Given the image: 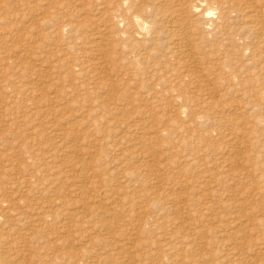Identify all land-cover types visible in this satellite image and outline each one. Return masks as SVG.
<instances>
[{"label": "rangeland", "instance_id": "374dc122", "mask_svg": "<svg viewBox=\"0 0 264 264\" xmlns=\"http://www.w3.org/2000/svg\"><path fill=\"white\" fill-rule=\"evenodd\" d=\"M123 1L125 0H0V55L3 57H0V105L4 106H0V128L10 124L0 131V157L1 154H11L12 151L13 154H9V157L16 160V164H20L21 160L26 161L12 167L5 160H0L2 166L6 165L5 169L0 166V188H6L0 189V198L3 197V191L7 192L4 195L11 191L17 193L18 197L27 196V190L24 191L27 188H18L9 182L12 179H7L11 177L9 173L13 172L7 171V168L10 170L9 167L14 170L21 168L23 175L40 167L43 170L42 179L43 176L48 178V174L54 176L51 173L57 174V168H60L62 174L56 177L55 183L62 185L61 188L67 183L68 187L73 181L72 187L78 189L82 180L97 179L92 169L83 166L89 163L94 169L103 170L99 176L107 180L109 191L119 194V197L128 192L130 194L127 195L130 200L128 203L125 201L126 204L122 206L129 210L128 213L123 209L124 215L121 212L114 214L110 209L107 211L106 207L109 205H106L104 212L89 215L96 225L103 220L109 227V223L120 221L119 224H110L113 226L108 228L110 231L107 229L105 237L109 233V240L114 237L124 243L125 247H120L123 252L121 264H264V0H192L195 4L201 2L204 10L205 7L210 8L208 17L202 11L200 16H197V12L191 13L188 10L191 4L188 0H126L127 6L120 11L118 5ZM243 4L259 6L262 10L260 16L254 17L260 23L258 28H237L242 17L236 9ZM150 6L155 7L152 15L150 11H146V7ZM169 10H174V14L170 15ZM221 11L228 16L230 24L225 20L222 24L219 22ZM124 12L127 15L137 13L147 22L152 34L150 45L139 47L138 42L129 38L132 27L128 23L117 25L116 15H123ZM162 16L164 20L160 19ZM170 19L190 23L193 29V47L189 44L191 53L189 49L184 51L181 40H174L179 37V32L175 35L174 28L167 22ZM106 26L118 30L117 34H120L111 37L110 49H113L109 53H106L105 47L100 51L92 47L95 32L99 30L106 36L103 29ZM219 26L230 36L223 43L216 33L213 34ZM158 32L164 34L157 35ZM103 52L107 55V60ZM68 53L73 55L69 56ZM4 57H8L7 60ZM78 58L80 59L77 60ZM60 60L63 62H59ZM85 61L88 62L87 65ZM57 77L58 81L60 79L59 83ZM17 80H21L20 83ZM13 85L16 89L23 87L18 88L21 90L19 92ZM58 95H63L62 101L59 100L57 106L51 105L53 102L50 99H58ZM2 98H5V102ZM37 101L41 104L40 108ZM31 102L35 104L32 105ZM63 109L69 111L65 113ZM2 112L6 114L3 115ZM7 115L9 120L5 119ZM47 115L49 117L45 118ZM62 121L63 124L59 125ZM56 125L60 128H56ZM49 127L50 130L53 128L52 131ZM67 130L78 137H73L75 142L72 138L66 140L70 145L65 141L61 146L62 140L58 134L62 135ZM57 143L61 146L57 150L61 152L57 151L58 157L52 162L47 156ZM48 145L53 148L50 150ZM72 145L83 148L79 151L80 154L73 151ZM66 148L69 150L65 151ZM43 156L48 163L42 160ZM238 157L244 160L239 163ZM62 159L69 162H62ZM74 159V165H67ZM77 159L80 161H76ZM31 161L35 163L31 164ZM117 161L119 165L115 164ZM59 163L65 164L61 166ZM43 167L49 170L45 171ZM50 169L55 171L51 172ZM62 169L68 171L64 172ZM87 174L92 176L88 177ZM6 185L11 186L9 188ZM111 186L113 189L118 187L117 192L116 189L111 190ZM65 191L70 192L68 189ZM90 193L104 196V191L97 184ZM34 195L36 197V193ZM54 197L55 195L49 196ZM63 198L76 201L79 196L69 197L68 194ZM8 199L4 202L2 214L6 212L7 215L10 211L9 215H12L13 209L8 207L12 205L11 202L16 201L15 198ZM36 200L38 198L31 201ZM79 203L80 201L77 202ZM131 207L133 211L130 210ZM174 207L177 209H171ZM76 208L80 212L77 209L73 211H77L78 215L87 211L81 206ZM166 208L171 210L166 212ZM76 218L66 219V222L69 220L72 227L78 223L79 226H76L77 229L80 227L79 232L86 230L84 233H89L92 236L89 240L92 241L95 237L93 222H90V227L88 223ZM5 219L6 217L0 220ZM156 221L161 224L156 225ZM60 223L56 221L54 227ZM114 225L119 226L117 228ZM58 229L60 228H56ZM132 236L135 241L133 248L132 243L130 244ZM126 238L129 243L125 241ZM58 241L53 238L49 242L51 246H56L57 252L65 250V246ZM79 243L80 241L74 246L79 247ZM27 249L32 255L43 254L37 242L30 243ZM129 255H134L135 261L126 257Z\"/></svg>", "mask_w": 264, "mask_h": 264}, {"label": "bare ground", "instance_id": "6f19581e", "mask_svg": "<svg viewBox=\"0 0 264 264\" xmlns=\"http://www.w3.org/2000/svg\"><path fill=\"white\" fill-rule=\"evenodd\" d=\"M197 1V0H196ZM199 1V0H198ZM204 1V0H203ZM188 2H190L191 4H189V6H188V10L189 11H191V13L193 12H197V14H199V15H197V16H200L201 15V11H202V13L206 16V17H208L209 16V14L211 13V10H210V8H206L205 7V10H204V7L202 6V4H201V2L200 3H198V2H196L197 4H195V1L193 2L192 0H188ZM79 2L77 1V4H78ZM127 3H126V0L125 1H123V2H121L118 6L120 7V11H123L124 9H125V7L127 6L126 5ZM201 6L203 7V10H202V8H201ZM154 6H150V7H146V11H150V14L152 15L153 14V12H154ZM212 9H214L215 10V8H212ZM120 11H118V12H120ZM236 11H237V13H239V16L240 17H242L241 19V22L238 24V26H237V28L239 29V30H243V29H245V28H254V27H256V28H258V26H259V22L257 21V20H255L254 19V17L255 16H260L262 13H261V9H260V7L259 6H249V5H247V4H243L242 6H240L239 8H237L236 9ZM76 12V11H75ZM169 12L171 13L170 15H173L174 14V10H169ZM169 12H166V13H168L169 14ZM78 14H80V12H77ZM126 12H124V14L123 15H116L117 16V25L119 24V25H123L124 23H128L131 27H132V29L133 30H131V32L129 31V38L130 39H132L133 41H136V42H138L139 43V47L140 46H142V47H144V46H147V45H150L151 43H152V38H151V36H152V34H151V31L149 30V28H148V25H147V22L139 15V14H137V13H133V14H131V15H127V14H125ZM165 15V14H164ZM14 16H17V14L16 15H14ZM169 16V15H168ZM203 17V16H202ZM160 18V17H159ZM169 18H171L170 16H169ZM160 19H163L164 20V18H163V16H162V18H160ZM166 20V19H165ZM210 20V19H209ZM227 21L229 24H230V20L228 19V16L225 14V12H223V11H221V19L219 20V22L222 24V22L223 21ZM204 21V20H203ZM151 22H152V20H151ZM155 22V21H154ZM167 22L168 23H170L169 25L171 26V28H174V31H175V35H176V33H177V31L179 32V37H177L176 39H174V40H177V41H179V40H181L183 43H184V47H185V49H184V51L186 52V51H188V49H189V44L193 47V45H192V35H193V29L190 27V23L189 22H182V21H177L176 19H170V20H167ZM205 22V21H204ZM234 22V21H233ZM233 22H231V24H233ZM156 23V22H155ZM154 23V24H155ZM161 23V22H160ZM205 24V23H204ZM207 24H209V23H206V25ZM71 25V24H70ZM133 25V26H132ZM161 25V24H160ZM66 26V25H65ZM67 26H69V25H67ZM66 26V27H67ZM71 29H73V27H70ZM76 28H78V27H76ZM148 28V29H147ZM103 29L105 30V34H106V36H103L102 34H103V32H100L99 30H97L96 32H95V36H94V41H93V43H92V47H93V49L94 50H101L102 48L104 49V47H105V50H106V53H109L110 52V50L111 49H113V48H111L110 49V44L112 45V43H111V37H113V36H116V35H120V34H117V31L116 30H112V28H110V27H103ZM124 30V29H123ZM216 31H213V34H217V37H219V39H220V41H222V43L223 42H225V41H227V40H229V38H230V36H229V33H227V32H223L222 30V27H220L219 26V29L218 28H216L215 29ZM125 31V30H124ZM122 34H124V32H121ZM93 34V33H92ZM126 34V33H125ZM151 34V35H150ZM160 34H164V32H158V34L157 35H160ZM118 37V36H117ZM73 44H75V43H73ZM72 44V45H73ZM71 45V44H70ZM69 45V46H70ZM68 46V45H67ZM142 47H141V49H142ZM149 48H150V46H149ZM148 48V49H149ZM73 49V48H72ZM93 50V51H94ZM144 50V49H143ZM62 51V50H61ZM60 51V52H61ZM63 51H64V49H63ZM68 51V50H67ZM66 51V52H67ZM98 51V52H99ZM191 49H189V53H191ZM97 52V51H96ZM65 53V52H64ZM2 54V53H1ZM62 54V53H61ZM69 54V56L71 55H73V54H70V53H68ZM99 54V53H98ZM103 54H104V57H105V59L107 60V55L103 52ZM4 56H6L5 54H3ZM67 55V54H66ZM78 55H80V54H78ZM100 55V54H99ZM62 56V55H61ZM65 56V55H64ZM77 56V55H76ZM81 56V55H80ZM0 57H1V55H0ZM63 57V56H62ZM78 57V56H77ZM3 57H1V59H2ZM8 58V57H7ZM7 58H5L4 57V59H6L7 60ZM59 58H60V56H59ZM64 58V57H63ZM66 58H69V57H66ZM70 58H72V57H70ZM69 58V59H70ZM54 59V58H53ZM56 59V58H55ZM73 59V58H72ZM75 59V58H74ZM80 58H78L77 60H79ZM99 59V58H98ZM102 58L100 57V60H101ZM62 60V59H61ZM59 61V62H63L64 61V59H63V61ZM86 60V59H85ZM49 61V60H48ZM57 61H58V59H57ZM65 61H66V59H65ZM68 61H70V60H68ZM45 62V61H44ZM72 62H73V60H72ZM75 62V61H74ZM73 62V63H74ZM77 62V61H76ZM85 62H87V61H85ZM90 62V61H89ZM103 62V61H102ZM106 62V61H105ZM57 62H55V64H56ZM70 63V62H69ZM69 63H67V64H69ZM73 63H71L72 64V66H73ZM78 64H79V62H77ZM101 63V62H100ZM5 64V63H4ZM45 64V63H44ZM82 64V63H81ZM86 65L88 64V62L87 63H85ZM89 64H92V63H89ZM53 65H54V63H53ZM59 65V64H58ZM66 65V64H65ZM74 65H75V63H74ZM84 65V64H83ZM100 65H102V63L100 64ZM105 65H107V64H105ZM105 65H103V67L105 66ZM48 66V65H47ZM49 66H51V65H49ZM48 66V67H49ZM55 66V65H54ZM60 66V65H59ZM71 66V65H70ZM85 66V65H84ZM0 67H1V65H0ZM27 67V66H26ZM25 67V68H26ZM52 67V66H51ZM75 67V66H74ZM80 67H82V66H80ZM80 67H78V68H80ZM93 67V66H92ZM91 67V68H92ZM98 67V66H97ZM108 67V66H107ZM24 68V67H23ZM57 68V67H56ZM85 68H86V66H85ZM84 68V69H85ZM88 68H89V66H88ZM101 68V67H100ZM105 68H106V66H105ZM52 69V68H51ZM93 69V68H92ZM92 69H90V70H92ZM96 69V68H95ZM95 69H94V71H95ZM27 70V69H26ZM68 70V69H67ZM81 70V69H80ZM101 70V69H100ZM107 70V69H106ZM22 71V70H21ZM25 71V70H24ZM45 71V70H44ZM84 71V70H83ZM83 71H81V72H83ZM105 71V70H104ZM77 72H80V71H77ZM80 72V73H81ZM106 72V71H105ZM102 73V72H101ZM110 73V72H109ZM97 74V73H96ZM95 74V75H96ZM3 75H5V74H3ZM102 75H104V74H102ZM12 76V75H11ZM66 77H67V75H65ZM97 76H98V74H97ZM101 76V75H100ZM19 77V76H18ZM21 77H24V76H21ZM52 77H54V75L52 76ZM59 77V76H58ZM58 77H57V81H58ZM70 77V76H69ZM3 78H5V77H3ZM11 78V77H10ZM12 78H13V76H12ZM60 78V77H59ZM14 79V78H13ZM12 79V80H13ZM20 79V78H19ZM25 79V78H24ZM65 79H67V78H65ZM69 80L71 79V78H68ZM15 80H16V78H15ZM22 80V79H21ZM20 80V81H21ZM25 80H27V78L25 79ZM51 80V79H50ZM49 80V81H50ZM55 80H56V78H55ZM17 81H19V80H17ZM20 81H19V83H20ZM53 81V80H52ZM59 81H60V79H59ZM59 81H58V83H59ZM62 81V80H61ZM64 81V80H63ZM13 82V81H12ZM68 82V81H67ZM67 82H65L66 84H68ZM70 82V81H69ZM6 83V85H9V84H7V82H5ZM22 83H25V82H22ZM29 83V82H28ZM28 83H27V86H28ZM54 83H56V82H54ZM14 84V83H13ZM64 84V83H63ZM4 85V84H3ZM19 85V84H18ZM23 85H25V84H23ZM14 87H15V85H13ZM26 86V85H25ZM20 87V86H19ZM18 87V88H19ZM23 86H21L20 88H22ZM45 87V86H44ZM44 87H42V88H44ZM10 89H11V87H9ZM17 88V89H18ZM14 89H16V87L14 88ZM16 89V90H17ZM25 89H26V87H25ZM24 89V90H25ZM30 89V88H29ZM29 89H27V90H29ZM31 90V89H30ZM29 90V91H30ZM41 90V89H40ZM44 90V89H43ZM13 91V90H12ZM17 91H21L20 89H18ZM32 91V90H31ZM16 92V91H15ZM18 92V93H19ZM28 92V91H27ZM33 92V91H32ZM56 92H58V91H56ZM60 92V91H59ZM25 93V92H24ZM54 93V92H53ZM10 94H12L11 92H10ZM21 94H23V92L21 93ZM20 94V95H21ZM29 95H31V93H28ZM34 94H37V93H34ZM40 94H42V93H40ZM47 94V93H46ZM46 94H45V96H46ZM57 94H59V93H56V95ZM19 95V96H20ZM43 95V94H42ZM148 95V94H147ZM13 96V95H12ZM14 96H16V95H14ZM35 96H37V95H35ZM34 96V97H35ZM17 97V96H16ZM41 97V96H40ZM39 97V98H40ZM58 99H50V101L51 102H53V104H51V105H56L57 106V104H58V102H59V100H61L62 101V97H63V95L62 96H59L58 95ZM23 98V97H22ZM53 98V97H52ZM1 99V98H0ZM5 99V98H4ZM3 98H2V100H4ZM12 99H13V97H12ZM20 99H21V97H20ZM36 99V98H35ZM38 99V98H37ZM41 99H43L42 97H41ZM46 99H47V96H46ZM22 100V99H21ZM19 101V100H18ZM31 101V100H30ZM32 101H34V100H32ZM44 101V100H43ZM48 101H49V98H48ZM49 101V102H50ZM4 102H5V100H4ZM7 102V101H6ZM9 102H11V101H9ZM16 102V101H15ZM35 102V101H34ZM48 102V103H49ZM70 102V101H69ZM69 102H68V104H69ZM13 103V102H12ZM30 103V102H29ZM32 103V102H31ZM37 103L39 104L40 102L39 101H37ZM36 103V104H37ZM43 103H45V102H43ZM63 103V102H62ZM67 103V102H66ZM3 104H5V103H3ZM14 104V103H13ZM16 104V103H15ZM17 104H19V102L17 103ZM22 104H23V100H22ZM35 104V103H34ZM33 103H32V105H34ZM37 104V106H39V108H40V106H41V104H39L38 105ZM68 104H66L67 106H69ZM11 105V104H10ZM9 105V106H10ZM21 105V104H20ZM31 105V106H32ZM48 105H50V103L48 104ZM62 105V104H61ZM0 106H3L2 104L0 105ZM6 106H7V104H6ZM5 106V107H6ZM8 106V107H9ZM63 106H65V105H63ZM67 106H66V108H67ZM71 106V105H70ZM4 107V106H3ZM2 107V108H3ZM7 107V108H8ZM11 107H13L14 108V106H11ZM33 107V106H32ZM31 107V108H32ZM48 107V106H47ZM51 107V106H50ZM49 107V108H50ZM53 107V106H52ZM59 107V106H58ZM37 108V107H36ZM35 108V109H36ZM49 108H46V109H49ZM55 108V107H54ZM60 108H61V106H60ZM59 108V109H60ZM66 108H64V109H66ZM90 108H92V106L90 107ZM9 109H11V108H9ZM16 109V108H15ZM42 109V108H41ZM44 109V108H43ZM62 109V108H61ZM63 109V111L65 112V111H67V110H64ZM88 109V108H87ZM94 109V111L96 112V110H95V108H93ZM29 110V109H28ZM30 110H32V109H30ZM29 110V111H30ZM45 110V109H44ZM43 110V111H44ZM52 110V109H51ZM56 110V109H55ZM58 110V109H57ZM7 111V110H6ZM33 111V110H32ZM37 112H38V109L36 110ZM42 111V112H43ZM69 111V110H68ZM67 111V112H68ZM40 112V111H39ZM51 112V111H50ZM49 112V113H50ZM87 112V111H86ZM90 112V111H89ZM89 112H88V114H89ZM31 113V112H30ZM34 113V112H33ZM66 113V112H65ZM97 113H98V111H97ZM0 114H1V112H0ZM2 114H3V112H2ZM4 114H6L5 112H4ZM3 114V115H4ZM8 114V113H7ZM32 114V113H31ZM41 113H39V115H40ZM47 114H48V112H47ZM53 114V113H52ZM51 114V115H52ZM59 114V113H58ZM60 114H62V113H60ZM91 114V113H90ZM15 115V114H14ZM45 115V114H44ZM49 115V114H48ZM47 115V117L46 116H44L45 118H48L49 116ZM63 115H65L64 113H63ZM95 115H96V113H95ZM10 116H11V114H10ZM18 116V115H17ZM41 116V115H40ZM8 118V115L7 116H5V119H7ZM15 117V116H14ZM14 117H12V119H14ZM21 117H23V115L21 116ZM21 117H20V119H21ZM30 117V116H29ZM43 117V116H42ZM57 116H55V119H57L56 118ZM62 117V116H61ZM68 117H70V116H68ZM60 118V117H59ZM63 118V117H62ZM66 118H67V116H66ZM104 118V117H103ZM17 119H19V117H17ZM23 119V118H22ZM27 119H29V118H27ZM35 119V118H34ZM33 119V120H34ZM43 119V118H42ZM51 119V118H50ZM52 119L54 120V118H53V116H52ZM64 119V121L66 120L65 118H63ZM7 120H9V119H7ZM36 120V119H35ZM39 120V119H38ZM38 120H37V122H38ZM44 120V119H43ZM42 120V121H43ZM60 120H61V118H60ZM73 120V119H72ZM106 120V119H105ZM30 121H31V119H30ZM46 122L48 121V120H45ZM58 121H59V119H58ZM71 121V120H70ZM37 122L35 123V124H37ZM40 122V121H39ZM49 122V121H48ZM47 122V123H48ZM51 122V121H50ZM50 122L48 123V124H50ZM61 122V121H60ZM69 122V121H68ZM44 123V122H43ZM52 124H53V122H51ZM64 123H66V122H64ZM14 124V123H13ZM12 124V125H13ZM40 124V123H39ZM45 124V123H44ZM51 124V125H52ZM61 124H63V121H62V123H60L59 125H61ZM69 124V123H68ZM33 126H34V124H32ZM38 125V124H37ZM54 125V124H53ZM65 125V124H64ZM2 126V125H1ZM10 126V124L9 125H3V127H9ZM2 127V128H3ZM12 127V126H11ZM41 127V126H40ZM51 127V126H50ZM50 127H49V130H50ZM62 127V126H61ZM2 128H0V131H2L1 129ZM38 128V127H37ZM36 128V129H37ZM44 128V127H43ZM46 128V127H45ZM53 128H55V126L53 127ZM53 128H51V130L50 131H52V129ZM56 128H60L59 126L57 127V125H56ZM66 128L68 129V127H67V123H66ZM9 129V128H8ZM40 129V128H39ZM72 129V128H71ZM30 130H31V128H30ZM32 130H33V128H32ZM41 131H42V129H40ZM62 130V129H61ZM60 130V131H61ZM64 130H65V128H64ZM9 131V130H8ZM7 131V132H8ZM36 131V130H35ZM37 131H38V129H37ZM44 131H46L45 129H44ZM43 131V132H44ZM54 131V130H53ZM59 131V132H60ZM68 131L69 130H67V132H65V133H61L62 135H60V134H58L59 136H61V139H60V137L58 138L57 137V132H56V130H55V137H57V139H60V140H62L61 142H60V144L61 143H64L65 144V141L66 140H69V139H71V140H74L73 139V137H75L76 135L75 134H72V132L70 131V133H68ZM19 132H21V131H19ZM31 132V131H30ZM42 132V133H43ZM3 133H5V132H3ZM3 133H1L3 136L4 135H6V134H3ZM34 134H36L35 132H34ZM41 134V133H40ZM39 134V135H40ZM12 135H15L14 133L12 134ZM11 135V136H12ZM21 135V134H20ZM22 135H23V132H22ZM38 135V136H39ZM29 136V135H28ZM38 136H37V138H38ZM52 136H54V134L52 135ZM36 137V136H35ZM76 137H78V136H76ZM9 138V137H8ZM14 138V137H13ZM12 138V139H13ZM17 138V137H16ZM15 138V140L14 141H16L17 139ZM20 138H21V136H20ZM22 138H24V136L22 137ZM29 138V137H28ZM1 139V138H0ZM11 139V140H12ZM25 139V138H24ZM27 139V138H26ZM30 139H31V137H30ZM42 139V138H41ZM5 140H6V138H5ZM5 140H3L2 139V141H4V142H6ZM20 140V139H19ZM32 140H34V139H32ZM31 140V141H32ZM13 140H12V142H14ZM28 141V140H27ZM30 141V140H29ZM59 141V140H58ZM64 141V142H63ZM76 141H78L77 139H76ZM84 141V140H83ZM83 141L81 142V143H83ZM11 142V141H10ZM9 142V143H10ZM11 142V143H12ZM21 142H22V140H21ZM23 142H26V141H24L23 140ZM43 142V141H42ZM66 142H68V141H66ZM74 142H75V140H74ZM73 142V143H74ZM37 143V142H36ZM36 143H34V145L36 144ZM39 143V142H38ZM72 143V142H71ZM80 143V144H81ZM8 143H6V145H7ZM14 144H15V142H14ZM14 144H12L13 146H14ZM18 144V143H17ZM20 144V143H19ZM42 144V143H41ZM58 145L57 146H55L54 148H53V144L51 143L50 145H53V146H51L52 148H53V151H51L49 154H48V156H47V158H49V160L50 161H52V162H55V159L58 157V155L57 154H59V153H57V148L60 146L59 145V143H57ZM63 144V145H64ZM67 144V143H66ZM68 144L70 145V143L68 142ZM79 144V145H80ZM5 145V146H6ZM28 145V144H27ZM50 145H48V148H49V146ZM2 146V145H1ZM19 146V145H18ZM45 146V145H44ZM61 146H62V144H61ZM60 146V147H61ZM65 146V145H64ZM68 146V145H67ZM81 146V145H80ZM10 147H11V145H10ZM40 147H42V145L40 146ZM50 147V148H51ZM71 147V146H70ZM7 148H8V146H7ZM33 148V147H32ZM31 148V149H32ZM38 148H39V146H38ZM43 148H45V147H43ZM42 148V149H43ZM49 148V149H50ZM63 148V147H62ZM65 148V147H64ZM69 148V147H68ZM72 148H73V151L74 152H76L77 154L79 153V151H81V148L79 147V146H76V145H72ZM85 148V147H84ZM5 149V148H4ZM36 149H37V147H36ZM36 149H34L33 151L35 152L36 151ZM59 149V148H58ZM61 149V148H60ZM83 149V148H82ZM5 150H7V149H5ZM38 150V149H37ZM47 150V149H46ZM51 150V149H50ZM65 150V149H64ZM67 150H69V149H67L66 148V150L65 151H67ZM42 151V150H41ZM45 151V150H44ZM49 151V150H48ZM60 151V150H59ZM58 151V152H59ZM29 152H31V151H29ZM43 152V151H42ZM61 152V151H60ZM74 152H72V153H74ZM84 152V151H83ZM91 152V151H90ZM1 153V152H0ZM33 153V152H32ZM45 153H46V151H45ZM10 154V153H9ZM9 154H7V152H6V154H1V157H0V160L1 161H6V162H8L9 163V166L10 165H12V167H13V165L15 166V162H16V160H14L13 158L11 159L10 157H9ZM13 153H12V151H11V154L10 155H12ZM35 154V153H34ZM62 154V153H61ZM63 154H64V152H63ZM62 154V155H63ZM67 153H65V155H66ZM80 154V153H79ZM38 155V154H37ZM42 155H44L43 153H42ZM73 155V154H72ZM82 155V154H81ZM92 155V154H91ZM18 156V155H17ZM29 156V155H28ZM30 156H32V155H30ZM36 156V155H35ZM39 156V155H38ZM59 156H61V155H59ZM69 156H70V154H69ZM75 157H76V155H74ZM21 157V156H20ZM42 157V156H41ZM44 157V156H43ZM62 157V156H61ZM72 157V156H71ZM78 157V156H77ZM94 157V156H93ZM237 157V156H236ZM23 158V157H22ZM38 158V157H37ZM40 158V157H39ZM46 158V159H47ZM65 158H67V156H65ZM64 158V159H65ZM70 158V157H69ZM69 158H67V159H69ZM74 158V157H73ZM89 158V157H88ZM21 159V158H20ZM31 159V158H30ZM41 159V158H40ZM39 159V160H40ZM60 159V158H59ZM94 159H95V157H94ZM101 159V158H100ZM238 160H237V162H242L244 159L242 158V157H238L237 158ZM29 160V159H28ZM38 160V159H37ZM42 160H45V157H44V159L42 158ZM61 160V159H60ZM79 159H77L76 161H78ZM90 160H91V162H92V164L94 163V161H92L93 159H92V157L90 156ZM97 160V159H96ZM96 160H95V162H96ZM98 160H99V157H98ZM97 160V161H98ZM4 161V162H5ZM22 162L23 161H25V160H21ZM34 161V160H33ZM41 161V160H40ZM46 161V160H45ZM64 160L62 159V162H63ZM80 161V160H79ZM83 161V160H82ZM85 161V160H84ZM234 161V160H233ZM3 162V163H4ZM22 162H19L20 164H22ZM26 162V161H25ZM30 162V161H29ZM41 162H43V161H41ZM51 162V163H52ZM56 162H57V160H56ZM64 162H69V161H64ZM74 162H75V159L73 160V162H70V163H66L67 165H69V164H72L73 163V165H74ZM89 162V161H88ZM99 162V161H98ZM101 162V161H100ZM99 162V163H100ZM236 162V161H235ZM33 162L31 161V164H32ZM35 163V162H34ZM33 163V164H34ZM46 163H48L47 161H46ZM46 163H44V164H46ZM80 163V162H79ZM84 163V162H83ZM1 165L0 166H2V163H0ZM6 164V163H5ZM17 164H18V162H17ZM16 164V165H17ZM20 164H18V165H20ZM43 164V163H42ZM41 164V165H42ZM60 164V163H59ZM63 164H65V163H62V165ZM101 164H103V163H101ZM115 164H118L119 165V163H118V161H117V163L115 162ZM28 165V164H27ZM36 165H38V164H36ZM35 165V166H36ZM40 165V166H41ZM61 165V164H60ZM61 165V166H62ZM76 165H78V162H77V164ZM75 165V166H76ZM94 165V164H93ZM96 165H97V163H96ZM95 165V166H96ZM6 166V165H5ZM5 166L3 165L2 167H4V169H5ZM29 166V165H28ZM32 166V165H31ZM34 166V165H33ZM32 166V167H33ZM46 166V165H45ZM49 166V165H48ZM52 166V165H51ZM56 165H54V167H55ZM59 166V165H58ZM71 166V165H70ZM79 166H81V165H79ZM83 166L85 167V168H90V169H92L93 170V175H94V173L96 174L95 176L97 177V179H93V180H89V181H83L82 180V185H81V187L80 188H78V189H76V188H73L72 186V184H73V181H72V184L69 186L68 185V187H66L67 186V184H66V186L65 187H61L60 188V186H62V185H60V184H56L55 183V180H56V177H58V175L60 176L62 173H61V170H60V168H57V174H55V173H51L52 175H54V176H50V174H48L47 176H48V178L46 177H44L43 176V179H42V175L43 174H41V173H43V170H41L40 169V167L39 168H37L35 171L33 170L32 171V173H31V171H29V170H31V169H29L30 167H26L27 169H29V170H27V171H29L30 172V174H29V172H25V173H27V175H23V172H22V170H21V168H18V169H16L15 168V170H14V168H10L9 167V169L10 170H8V168H7V171H13V172H11V173H9V174H11L10 176V178H7V179H12V180H10L9 182L11 183V184H14V185H16V186H18V188L20 187H25V188H27V189H25L24 191H26V193H27V196L26 195H24V196H22V197H18V195H17V193H15V192H9L7 195H4L5 193H7V192H5V193H3L2 192V198H0V219H4L5 217H6V219L4 220V221H1L0 220V264H121V261L123 260V257H122V251L120 250V247L122 246V247H125V245H124V243H120L119 241H117L114 237V240H109V236H110V234L108 233L107 235H109L107 238L105 237V234H106V231L108 232V228H111V226H113V225H111L110 226V224H119V222L117 223V222H115V223H109V227H108V225L106 224H104L106 221H104L103 222V220H102V217H101V220H102V222L101 223H103L102 224V227L103 228H101V225H100V222L98 223V225H96L95 224V222L92 220L93 218L91 217L90 218V214H91V216H92V214L93 213H95V212H104V210H105V206L107 205H109L108 207H106V209H107V211H109V209H110V211L112 210L113 212L112 213H114V214H116L117 213V215H118V213H124L123 211L125 210L122 206H124L123 204H126V203H124L125 201L128 203V201L130 200V198H129V196H130V194H128L127 193V195H129V196H127V195H122V197H119V194H115V193H113V191H109L110 190V187H109V185L106 183L107 182V180H105L104 178H100V173L102 174V171H100L99 169L97 170V169H94L93 168V166H91V165H89V163H85V164H83ZM88 166H90V167H88ZM106 166V165H105ZM104 166V167H105ZM112 166V165H111ZM8 167V166H7ZM18 167V166H17ZM53 167V168H54ZM78 166H76V168H77ZM96 167H98V166H96ZM104 167H103V169H104ZM113 167V166H112ZM45 167H43V169H44ZM49 168V167H48ZM61 168H63V167H61ZM71 168V167H70ZM99 168V167H98ZM111 168V167H110ZM114 168V167H113ZM2 169V168H1ZM56 169V168H55ZM64 169V168H63ZM62 169V170H63ZM67 169V168H66ZM75 169V168H74ZM82 169H84V168H82ZM81 169V170H82ZM107 169V168H106ZM109 169V168H108ZM25 170V171H26ZM45 171L46 170H49V169H47V168H45L44 169ZM51 170V169H50ZM76 170V169H75ZM55 171V170H54ZM53 170H51V172H54ZM64 171V170H63ZM62 171V172H63ZM65 171H68V170H65ZM64 171V172H65ZM2 172V171H1ZM63 172V173H64ZM69 172H71V170H69ZM69 172H67V173H69ZM87 172H88V169H87ZM106 172V171H105ZM109 172V171H108ZM3 173V172H2ZM73 173V175H74V171L72 172ZM114 173V172H113ZM9 174H7V175H9ZM66 174V173H65ZM69 174H71V173H69ZM112 174V172L110 173V175ZM114 174H116V173H114ZM46 175V174H45ZM72 175V174H71ZM109 175V174H108ZM70 176V175H69ZM75 176H77L76 175V173H75ZM87 176H88V174H87ZM89 176H92V175H89ZM88 176V177H89ZM105 176V175H104ZM103 176V177H104ZM114 176H116V175H114ZM1 177V176H0ZM78 177H79V175H78ZM95 177V178H96ZM4 178V177H3ZM45 178V179H44ZM71 178H74V177H72L71 176ZM70 178V179H71ZM77 178V177H76ZM105 178H106V176H105ZM109 178H110V176H109ZM113 178V177H112ZM111 178V179H112ZM178 178V177H177ZM180 178V177H179ZM5 179V178H4ZM64 179V178H63ZM67 180V182H68V178H66ZM79 179H81L80 177H79ZM59 180H62V178L61 179H59ZM72 180V179H71ZM75 180V179H74ZM77 180H78V178H77ZM85 180V179H84ZM180 180V179H179ZM179 180H177V181H179ZM181 180H182V178H181ZM0 181H1V179H0ZM65 181V182H66ZM70 181V180H69ZM76 181V180H75ZM56 182H57V180H56ZM61 182V181H60ZM115 182V181H114ZM7 183V182H6ZM63 183H64V181H63ZM113 183V182H112ZM112 183H111V185H112ZM179 183V182H178ZM182 183H184V180H183V182ZM2 185H3V182L1 183ZM95 184H97L99 187H101V189H102V191H104V196H99V195H94V194H91L90 193V191L93 189V187H94V185ZM64 185V184H63ZM76 185V184H75ZM140 185V184H139ZM178 185V184H177ZM180 186L182 185L181 183L179 184ZM6 186H11V185H6ZM13 186V185H12ZM114 186V185H113ZM7 187V188H8ZM75 187V186H74ZM116 187V186H115ZM139 187H141V186H139ZM2 188V187H1ZM0 188V189H1ZM3 188H5V187H3ZM2 188V189H3ZM10 188V187H9ZM111 188H112V186H111ZM118 188V187H117ZM117 188H114V189H116V191L115 192H117ZM6 189V188H5ZM69 190L70 192H66L65 190ZM113 188L111 189V190H114ZM121 189V188H120ZM159 189V188H158ZM157 189V190H158ZM162 189V188H161ZM15 190V189H14ZM124 190V189H123ZM122 190V191H123ZM157 190H155V191H157ZM16 191V190H15ZM22 191V190H21ZM159 191V190H158ZM161 191V190H160ZM0 192H1V190H0ZM126 192V191H125ZM162 192H164V190H162ZM34 193H36V197H35V195H34ZM155 193V192H154ZM20 194V193H19ZM68 194H69V197L70 196H76V197H78L79 196V199L77 198V200L76 201H72V200H70V199H72V198H70V199H66V198H63V197H66V195L68 196ZM123 194V193H122ZM157 194V193H156ZM158 194H160L159 192H158ZM17 195V196H16ZM20 195H22V194H20ZM50 195H55V197L54 198H49V196ZM29 196V197H28ZM10 197V199L11 198H15L14 200L16 201V202H11V200H10V202H11V206L10 207H8V209L10 208V210L11 209H13L11 212H14V214H12V215H9L10 214V211L7 213V215H6V212H5V214L3 213L2 214V211L4 210V208H3V206L5 205L4 204V202H7V199ZM20 198H22V199H20ZM35 198H38V200H36V201H34V202H32L31 200H34ZM45 198H47L48 200L46 201V199ZM39 199H41L42 201H39ZM9 200V199H8ZM78 201H80V203L79 204H77V202ZM10 202H8L9 203V205H10ZM171 202V201H170ZM173 203V202H172ZM171 204V203H170ZM133 205V204H132ZM135 205V204H134ZM77 206H81V207H83V210H87L86 211V213H85V211H83L84 213H81V214H77V211H73V210H76L77 208ZM131 206V205H130ZM136 206V205H135ZM134 206V207H135ZM174 206V205H173ZM172 206V207H173ZM5 207V206H4ZM7 207V206H6ZM166 207V206H165ZM168 207V206H167ZM170 207V206H169ZM85 208V209H84ZM127 208V207H126ZM133 207H131L130 208V210H132L133 211V209H132ZM124 209V210H123ZM167 209V208H166ZM169 209V208H168ZM166 210V212L167 211H169V210H171V209H175V207L174 208H171V209H169V210ZM177 209V208H176ZM175 209V210H176ZM5 210H6V208H5ZM78 210V209H77ZM80 210H81V208H80ZM128 210V209H127ZM127 210H125V211H127ZM179 210V209H178ZM6 211H8V210H6ZM79 211V210H78ZM129 211V210H128ZM128 211H127V213H128ZM165 211V210H164ZM174 211V210H173ZM180 211V210H179ZM80 212V211H79ZM76 214V215H73V214ZM111 213V212H110ZM169 213V212H168ZM171 213V212H170ZM113 214V215H114ZM126 214V213H125ZM167 214V213H166ZM173 214H175V212L173 213ZM97 215V214H96ZM99 215H103V214H99ZM124 215V214H123ZM127 215V214H126ZM167 215H169V214H167ZM95 216V215H94ZM98 216V215H97ZM175 216H177V215H175ZM180 215L178 214V217H179ZM12 217V218H11ZM71 217H77L76 219L77 220H79V221H84V223L86 222V223H88L89 225H90V222H93V232L95 233V237L93 238V240L91 241V240H89L92 236H90V234L88 233V234H85L84 232L86 231V230H84V232L83 233H80L79 232V228L77 229V227L79 226L78 225V223H76V225H78V226H76L75 224H74V226L72 227V226H70V223H69V220L66 222V219H70ZM96 217V216H95ZM100 217V216H99ZM98 217V218H99ZM166 217V216H165ZM97 218V219H98ZM115 218V217H114ZM117 218V217H116ZM121 218V217H120ZM125 218V217H124ZM127 218H128V216H127ZM173 218V217H172ZM172 218H171V220H172ZM176 218V217H175ZM75 219V218H74ZM174 219V218H173ZM95 220V219H94ZM117 220H118V218H117ZM116 220V221H117ZM119 220H121V219H119ZM123 220V219H122ZM124 220H126V219H124ZM174 220H176V219H174ZM56 221H60L61 223L58 225V226H56V227H54L55 226V222ZM96 221V220H95ZM155 221V220H154ZM170 221V220H169ZM166 222H168V221H166ZM81 222H79V224H80ZM107 223V222H106ZM160 223V222H159ZM165 223V222H164ZM83 224V223H82ZM154 224V223H153ZM161 224V223H160ZM160 224H158L157 223V221H156V225H160ZM169 224H170V222H169ZM28 226H31L30 228H28ZM106 226V227H105ZM115 227H117V226H119V225H114ZM60 228V229H58V230H56V228ZM90 227H91V225H90ZM160 227H162V225L160 226ZM55 228V229H54ZM83 228V227H82ZM81 228V229H82ZM118 228V227H117ZM116 228V229H117ZM156 228V227H155ZM155 228H152V229H155ZM159 228V227H158ZM92 229V228H91ZM108 229V230H107ZM157 229V228H156ZM48 230V231H47ZM119 230V229H118ZM117 230V231H118ZM158 230V229H157ZM47 231V232H46ZM81 231V230H80ZM110 231V230H109ZM114 231H115V229H114ZM91 233H92V231H90ZM119 232V231H118ZM114 233V232H113ZM120 233H122L121 232V230H120ZM63 234H67L68 236H66V235H63ZM112 234V233H111ZM52 235V236H51ZM63 235V236H62ZM92 235V234H91ZM130 235H131V233H130ZM134 236V235H133ZM133 236H132V238H131V241H130V244L132 245V248H133V246L135 245L134 244V240H133ZM51 237V238H50ZM116 237H117V235H116ZM118 237H119V235H118ZM131 237V236H130ZM56 239V240H59L58 242H59V244L61 243V245L62 246H65V247H63L65 250H60V252H57V250H56V246H51L52 244H50L51 242H49V241H51V239ZM128 238H129V236H128ZM128 238H126L125 239V241L128 239ZM40 239H42L44 242H42V240H40ZM118 239V238H117ZM137 239V238H136ZM120 240V239H119ZM123 240H124V237H123ZM80 241V243H79V247H75L74 246V244L75 243H77L78 244V242ZM85 241V242H84ZM139 240H137V242H138ZM37 242V246L41 249L40 250V252H42L43 251V254L42 255H32L30 252H28V249H27V247L29 246V244L30 243H36ZM84 242V243H83ZM124 242V241H123ZM127 242H128V240H127ZM129 243V242H128ZM139 243V242H138ZM137 243V244H138ZM127 244V243H126ZM128 245V244H127ZM130 248H131V246H130ZM130 248H129V251H130ZM131 248V249H132ZM55 249V250H54ZM127 249H128V247H127ZM135 249H136V247H135ZM134 249V250H135ZM136 256V255H135ZM41 257H44V258H47V259H45V260H43V259H40ZM128 259H131V260H133V261H135L134 259H136V258H134V255L132 256V255H129V256H126ZM138 257V256H137ZM122 259V260H121ZM137 260H140V259H137ZM141 261V260H140ZM142 262V261H141ZM140 263V262H139ZM142 264H143V262H142Z\"/></svg>", "mask_w": 264, "mask_h": 264}]
</instances>
